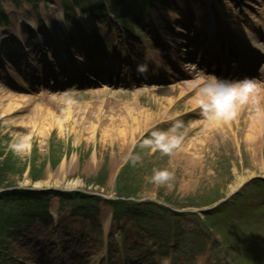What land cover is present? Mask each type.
I'll return each instance as SVG.
<instances>
[{
	"label": "rangeland",
	"instance_id": "374dc122",
	"mask_svg": "<svg viewBox=\"0 0 264 264\" xmlns=\"http://www.w3.org/2000/svg\"><path fill=\"white\" fill-rule=\"evenodd\" d=\"M57 1L44 3L40 0L39 13L47 12L54 16L55 10L50 11L49 8L55 3L57 7H54L60 10ZM245 1L252 3L251 0H242V3ZM204 2H195L194 6L201 8ZM224 2L228 7L230 5V11L234 8L229 0ZM1 3L11 24L8 31L0 27V40L10 38L7 35L11 32H14L13 37L19 19L24 23L25 19L37 13L26 3L22 8H17L10 0H1ZM182 5L188 8L189 2L184 1ZM244 7L246 12L242 16L253 17L255 11L251 10V5ZM162 8L164 17L174 18L179 13L177 8ZM263 15L264 11L258 13L260 18ZM93 17L100 25L96 14ZM103 30L117 29L106 26ZM198 78L197 75L186 77L182 73L178 79L170 78L161 86L134 89L104 86L38 94L18 91L0 82V151L5 153L3 158L10 159L15 165L14 172L7 171L9 180L20 187L39 186L37 183L42 182L40 187H75L80 188L78 191L95 189L110 195L115 193L121 179L120 185L139 189L146 198L171 199L174 209L190 199L197 198L202 202L221 194L228 195L238 189L242 181H250L264 172V127L254 138H248L246 132L252 119L247 117L253 107L245 106V117L243 112L239 121L233 119L231 129L224 132L204 130L202 133L199 126L204 118L192 120L190 117L195 109L202 112L192 105L195 91L181 97L182 85ZM5 91L18 98H28V101L10 108L7 104L10 99L1 98ZM67 103L71 106L67 113L70 116L63 111ZM256 109L264 113V107L256 106ZM64 117L67 122L58 124V118ZM92 121L97 123L94 129ZM178 123L182 126L176 128ZM119 127L125 134L119 132L115 137ZM144 135L147 136L142 140ZM126 164L132 166L126 169ZM32 166H36L35 169L43 175L42 179L32 180ZM158 173L170 175L157 178ZM69 183L75 184L71 187ZM48 194L44 202L50 200L51 209L56 212L59 194ZM62 206L59 209L64 214L62 219L77 225L79 221L72 215V210L66 204L64 208ZM24 227L25 224L23 227L19 225L20 231L14 237L6 238L5 243L0 239L4 243V252H1L4 264H13L16 258L13 256L24 254L26 258L28 251L25 248L32 240L43 241L50 234L57 237L58 231L52 232L56 228L51 230V226L42 223L35 224L26 234H23ZM16 264L27 263L17 261Z\"/></svg>",
	"mask_w": 264,
	"mask_h": 264
},
{
	"label": "bare ground",
	"instance_id": "6f19581e",
	"mask_svg": "<svg viewBox=\"0 0 264 264\" xmlns=\"http://www.w3.org/2000/svg\"><path fill=\"white\" fill-rule=\"evenodd\" d=\"M210 1L211 0H208L207 1V6L210 4ZM225 10L222 8V10H220V12H219V16H220V18H222V17H224V12ZM194 12V11H193ZM87 13H92V15H95L96 13L95 12H93V11H88ZM195 16H197V18H198V15L196 14V10H195ZM201 15L202 16H200L199 15V19L201 18V17H205L204 19L205 20H203V22H204V26L206 27V28H208V27H210L211 29H214V28H217L219 31H220V33L221 34H224V36H226L227 38L229 37V39L228 40H234L235 41V36L233 35V33H232V28L230 27V25H227V24H223V23H221V24H218V23H215V18H214V13L213 12H211L210 10H208V9H206L204 12H202L201 13ZM59 17H62V15H60ZM185 17L187 18V19H190L189 17H188V14H186L185 13ZM59 20H62L61 18H59ZM173 23L175 24H177V22H181V23H184V24H187V22L186 21H184V20H180V17H177V18H174L173 20ZM202 22V23H203ZM223 22H225L224 20H223ZM201 23V21H198L197 23H193L195 26H196V29H198V30H200V29H202V27H200V25L202 24ZM173 24V26H174V28L175 29H177V31L176 32H181L182 34H184V33H186L185 31H184V27H182V26H180V25H174ZM188 24H189V22H188ZM208 26V27H207ZM19 34H21V31L19 30ZM188 35V34H187ZM230 35H231V37H230ZM29 37V36H28ZM26 39H27V36H26ZM214 42H216L217 40H218V38H213L212 39ZM228 46V45H227ZM194 50V49H193ZM192 49L190 50L189 49V52H191V51H193ZM225 50H228L227 48H225ZM256 51H261V53H264V49H262V48H258ZM61 54V53H60ZM3 58L5 59V58H7V56H6V54H4L3 55ZM64 61V60H63ZM197 63H198V61H196L195 59H193L192 58V55L191 54H188L187 55V60H186V66H187V68L189 69V71H190V75H188V73H187V75L188 76H191V77H194V76H196V75H199V74H197L198 73V70H199V68L197 67ZM233 66H235L236 64H232ZM0 67H4V65H2V63L0 62ZM32 68H34V67H32ZM36 69V68H35ZM45 70V69H44ZM46 70L48 71V68H46ZM33 70L31 69V70H27V72H32ZM186 71V70H185ZM228 72H229V74L230 75H232V74H236V73H234L231 69L230 70H228ZM24 73H25V69H24ZM223 73H224V71H223ZM222 73V78L221 79H224V74ZM199 78H198V80H196V81H193V82H188V83H184L183 85H182V91H181V97H183V96H185V95H187L188 93H190V92H193V91H195V93H196V95H195V97L193 98V99H191V102H193V106H199L200 105V100H201V95H200V91H201V89H199L198 87H197V84L200 82V85H201V83H202V80H203V78H204V75H202V73H200V76H198ZM207 77H209V76H207ZM47 78H49V76H47L46 77V79ZM52 78H55V77H52ZM14 81H19V80H16V79H18V78H12ZM32 83V82H31ZM257 88H259V86L257 87ZM170 90H172V89H170ZM5 93L6 94H4L1 98L2 99H10V101L9 102H7V104H8V106H10V108H15V107H17V106H20V105H22V104H24L25 102H27L28 101V98H18L17 96H15L14 94H7L8 92L7 91H5ZM254 96V98L252 99V97ZM249 100H252V101H254L253 103H254V105H253V110H252V112H251V114H249L248 116L249 117H247V118H250V119H252V122H251V126H250V129L247 131V136H248V138H250V139H252V138H254V136L255 135H257L258 134V132H260L261 131V129H262V127H264V113L263 114H261V113H259L258 112V110L256 109V104H259V103H261L262 102V96L260 95V94H258L257 92H254L252 95H250L249 96V98H248V101ZM29 101H30V99H29ZM67 102H69L70 103V100H67ZM170 102L171 103H174V101L173 100H170ZM70 104H72V103H70ZM70 104H65L64 105V107H63V111H64V113L67 115V116H70L69 114H67V113H69L68 112V108L69 107H71V106H69ZM263 105V104H262ZM3 106V105H2ZM1 106V107H2ZM246 106V103L245 104H243L240 108H239V110L237 111V113L235 114V116L232 118V119H230V120H228V121H217V120H208V119H205V120H202V121H200V125L201 126H199L200 127V131L202 132V133H204L205 131L204 130H209V131H211V132H224V131H227L228 129H231V121H233V119H237V121H239L240 120V118H241V115L243 114V112H244V115H243V117H245V111H246V108L244 109V107ZM244 109V110H243ZM10 110H12V109H10ZM254 111V112H253ZM59 120L57 121L58 122V124H60V125H62L63 124V122H67V118L66 117H64V118H58ZM92 129H94V128H96V124L97 123H95L94 121H92ZM139 123V122H138ZM138 123H135L136 124V126L138 125L139 126V124ZM203 126V127H202ZM202 127V128H201ZM207 127H210L209 129H206ZM139 129V128H138ZM193 130H194V128H193ZM107 132L108 131H106L105 132V134H107ZM119 132H120V134H125V131L124 130H120V127L117 129V131L115 132V137L118 135L119 136ZM229 132V131H228ZM227 132V133H228ZM128 133V132H127ZM207 133V132H206ZM206 136V135H205ZM121 137V136H120ZM188 154H189V152H188ZM188 154H185L186 156L188 155ZM242 178V177H241ZM240 178V179H241ZM41 184H43L42 182H39V183H37V185H41ZM75 183H69V186L71 185V187L74 185ZM86 246H88V247H90V248H94L95 247V244L94 243H92V242H86Z\"/></svg>",
	"mask_w": 264,
	"mask_h": 264
},
{
	"label": "clouds",
	"instance_id": "9594fccd",
	"mask_svg": "<svg viewBox=\"0 0 264 264\" xmlns=\"http://www.w3.org/2000/svg\"><path fill=\"white\" fill-rule=\"evenodd\" d=\"M145 69H142V71ZM258 85L250 78L229 81L214 75L205 77L201 83L200 106L208 120L228 121L239 108L247 103L250 94ZM177 124L176 128L181 127ZM169 173H158L157 178L168 176Z\"/></svg>",
	"mask_w": 264,
	"mask_h": 264
},
{
	"label": "trees",
	"instance_id": "16d2710c",
	"mask_svg": "<svg viewBox=\"0 0 264 264\" xmlns=\"http://www.w3.org/2000/svg\"><path fill=\"white\" fill-rule=\"evenodd\" d=\"M3 156H5V153L0 151V188H3L5 186H9V185L13 184V182H14V181L9 180V177L7 175L8 174L7 171L14 172L13 168L15 167V165L11 162L10 159L3 158ZM35 168H36V166L35 167L32 166V168H31V177H32V179L37 180L38 176H39L38 174H40V172H38ZM19 172H22V169H21V171L19 170ZM19 175H22V173H20ZM9 193L10 192H8L7 194H9ZM0 196H5V194L4 195L0 194Z\"/></svg>",
	"mask_w": 264,
	"mask_h": 264
}]
</instances>
